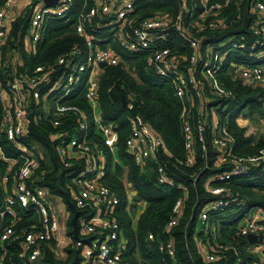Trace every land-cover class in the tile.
I'll return each instance as SVG.
<instances>
[{
	"label": "built area",
	"instance_id": "built-area-1",
	"mask_svg": "<svg viewBox=\"0 0 264 264\" xmlns=\"http://www.w3.org/2000/svg\"><path fill=\"white\" fill-rule=\"evenodd\" d=\"M75 1L57 0L51 7L43 0H27L20 7L19 0H0V135L17 152L15 157L7 158L0 147V162L5 165L0 175V264H44L46 250L59 258L52 246L60 240V213L53 198L61 195H52L37 184L40 175L45 174L38 175L41 164L46 162L43 147L22 142L31 120L37 123L42 118L49 124L47 137L61 166L68 169L82 163L62 192L71 210L70 221L77 212L78 240L71 230L68 246L80 252L79 264H127V241L115 216L119 200L105 183L103 148L116 162L118 134L111 125L101 123L97 106L102 69L118 65L119 57L111 46H101L100 42L107 38L95 40L86 33L85 24L91 25L94 20L100 22L98 28L111 34L119 49L144 54L147 66L169 82L181 105L183 159L172 162L163 139L135 116L125 139L133 163L141 173L148 174L153 169L157 184L169 187L174 185L169 166L193 170L189 177L194 182L205 174L202 189L210 200L203 203L197 219L199 257L205 264H241L239 259L227 260L226 253L233 248L219 241L211 217L224 213L233 200L232 182L264 166V146L251 155L235 153V139L227 120L236 101L229 82H240L252 91L262 89L263 117L253 124L239 115L236 123L251 140V147L264 145V0H171L176 5L175 13L156 12L148 18L136 13L140 0H83L74 25V33L83 39V49L75 46L51 63L17 74L16 44L5 49L14 20L24 9L30 11L22 41V49L30 54L41 39L45 22L69 21ZM242 3L251 16L250 40L238 41L231 36L212 42L206 33L227 28V10ZM101 64L105 67L101 68ZM83 82L84 98L91 107L94 132L100 142L87 134L85 111L62 103ZM123 184L129 210L139 203L132 184ZM182 206V199L174 202L167 231L175 226ZM32 211L33 222L27 219ZM250 213L238 226L236 237H256L253 243L248 242L247 264H264V209ZM24 217L26 225L21 224ZM147 239L153 240L154 235L148 234ZM159 251L168 258L173 256V240L161 242ZM163 264L174 263L165 260Z\"/></svg>",
	"mask_w": 264,
	"mask_h": 264
},
{
	"label": "trees",
	"instance_id": "trees-1",
	"mask_svg": "<svg viewBox=\"0 0 264 264\" xmlns=\"http://www.w3.org/2000/svg\"><path fill=\"white\" fill-rule=\"evenodd\" d=\"M82 2L83 0L75 1V10L70 15L69 21L50 19L45 22L41 39L30 54L22 49L30 11L24 9L19 14L8 30L5 45L7 49L16 44L18 49L16 55L19 56V63L15 69L17 74L29 73L38 65L51 63L75 46L83 49V39L74 33V25ZM137 6L136 13L145 18L156 12H176V5L171 0H140ZM227 15L229 19L227 28L220 32H207L206 35L214 43L231 36H235L238 41H242V38L249 41L251 16L245 3L239 6L231 5L227 10ZM98 23L97 20H94L91 25L86 23V33L95 40L107 38L106 41L100 42L101 46L103 48L111 46L119 57L118 65L102 69L97 90V106L101 123L111 125L118 134L116 162L113 161L114 158L107 149L103 148V150L106 160L105 183L115 192L119 200L115 216L127 241L124 262L127 264H163L166 260L174 264H205L199 257L195 241L200 208L203 203L210 200L202 189L205 174L194 182L189 177L193 170L180 165L169 166V175L174 185L172 187L158 185L153 169H150L148 174L141 173L125 147L131 120L139 116L154 133L163 139L167 150L173 156L172 162L181 161L184 157V150L179 119L180 102L174 97L169 82L158 77L154 70L147 66L144 54L127 53L119 49L111 34L96 26ZM84 85L83 82L63 99L62 103L77 105L85 111L89 123L87 134L100 142V138L94 132L95 126L90 114L91 107L84 98ZM229 87L236 96V101L232 104L227 117L228 130L235 139V153L254 154L264 145L250 146L251 140L245 137L244 130L236 123L239 116V109H236V106L239 102H243L244 105H256L255 111L261 115L262 103L257 101L253 95L259 92L262 94L263 90L252 91L243 87L240 82H229ZM129 105L131 109H128ZM49 129V124L45 119L42 118L37 123L31 120L22 142L40 144L43 147L46 162L41 164L38 175L42 172L45 174L42 177L40 175L37 184L46 188L52 195L62 196V192L66 191V183L71 177L76 176L82 163L68 169L61 166L54 147L47 137ZM0 147L7 158L17 155L12 143L2 134L0 135ZM209 156L211 157V154ZM197 158L199 159V154ZM4 171L5 165L0 162V175ZM67 175L69 177H66ZM124 175L125 181L132 184L136 197L139 198L137 203L145 204L135 226L132 223L134 208L127 209V196L122 181ZM230 187L233 200L224 213L211 217V220L217 230L219 241L228 243L233 248L226 253L227 260L239 259L241 264H247L249 254L246 249L249 243L245 238H237L236 232L242 217L255 208L264 209V166L253 168L248 176L235 180ZM178 199L183 200L182 209L177 216L175 226L167 231L166 223L171 217L172 206ZM33 213L32 211L27 214V219L31 222H33V217L31 219ZM27 219L24 217L21 224L26 225ZM69 227L68 235L71 236V223ZM150 233L154 235L151 241L147 239ZM170 238L173 240L174 253L168 258L165 253L159 251V244ZM64 255V259L56 258L52 251L46 250L44 264L80 263V252L73 247H65Z\"/></svg>",
	"mask_w": 264,
	"mask_h": 264
},
{
	"label": "rangeland",
	"instance_id": "rangeland-1",
	"mask_svg": "<svg viewBox=\"0 0 264 264\" xmlns=\"http://www.w3.org/2000/svg\"><path fill=\"white\" fill-rule=\"evenodd\" d=\"M34 3H38L39 0H32ZM264 64V63H263ZM262 64V65H263ZM253 97L259 102H263V95L259 92L258 94H254ZM236 109H239V115L247 117L249 119H251L253 122V124L257 123L258 119L261 117H263L262 115L258 114L255 109H256V105H251V104H247L244 105L243 102H239V104H237ZM53 201L58 205L59 208V213L60 216L58 217V222L60 223V228H59V238H60V242L62 244H67V236L66 233H69L70 227H69V223H70V216H71V210L69 208L68 203L66 202L65 198L62 196H58V197H54ZM141 207H142V203H139V205H135L133 208V212L135 214V211H138V214L141 211ZM259 208H255L252 213H256L257 210ZM249 214H246L244 217H242L239 221L238 225H242L244 221H246L249 218ZM69 238V237H68Z\"/></svg>",
	"mask_w": 264,
	"mask_h": 264
},
{
	"label": "water",
	"instance_id": "water-1",
	"mask_svg": "<svg viewBox=\"0 0 264 264\" xmlns=\"http://www.w3.org/2000/svg\"><path fill=\"white\" fill-rule=\"evenodd\" d=\"M43 2H44V4L46 6H51L52 7V6H54L56 4L57 0H43ZM100 67L101 68L105 67V64H101ZM123 104L126 105L125 101H123ZM260 112L262 113L263 111L261 110ZM136 199L139 200L138 197H136ZM76 218H77V212L74 211L70 223H71V226H72V235H73V238L76 239V240H78V236H77V226H76ZM258 239L259 240H262V236H259ZM247 240H248V242L253 243L256 240V237H254V236H248L247 237Z\"/></svg>",
	"mask_w": 264,
	"mask_h": 264
},
{
	"label": "crops",
	"instance_id": "crops-1",
	"mask_svg": "<svg viewBox=\"0 0 264 264\" xmlns=\"http://www.w3.org/2000/svg\"><path fill=\"white\" fill-rule=\"evenodd\" d=\"M26 2H27V0H19V6L21 7V6H24L25 4H26ZM18 6V7H19ZM125 175H124V177H122V181H125ZM125 182H127V181H125ZM128 183V182H127ZM132 193H133V191H132ZM139 205V204H138ZM144 207H145V204L144 203H142V207H141V211H140V213L138 214V211L136 210L135 211V214H134V216H132V223H133V226H135L136 225V221H137V219L139 218V216H140V214L142 213V211L144 210ZM66 236H67V244H62L61 242H60V240H59V242H58V244H55L54 246H55V248H56V250H57V253H58V257L60 258V259H64V257H65V255H64V248L65 247H67L68 245H69V238H68V234L66 233Z\"/></svg>",
	"mask_w": 264,
	"mask_h": 264
},
{
	"label": "flooded vegetation",
	"instance_id": "flooded-vegetation-1",
	"mask_svg": "<svg viewBox=\"0 0 264 264\" xmlns=\"http://www.w3.org/2000/svg\"><path fill=\"white\" fill-rule=\"evenodd\" d=\"M73 210V209H72Z\"/></svg>",
	"mask_w": 264,
	"mask_h": 264
}]
</instances>
